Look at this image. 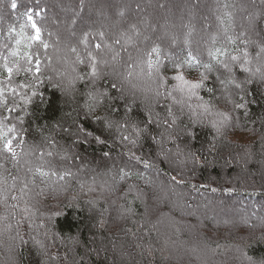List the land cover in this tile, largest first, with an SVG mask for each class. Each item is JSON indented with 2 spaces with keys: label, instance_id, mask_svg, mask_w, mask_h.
<instances>
[{
  "label": "trees",
  "instance_id": "16d2710c",
  "mask_svg": "<svg viewBox=\"0 0 264 264\" xmlns=\"http://www.w3.org/2000/svg\"><path fill=\"white\" fill-rule=\"evenodd\" d=\"M157 1L161 9L168 4L178 8L181 20L188 22L186 27L180 20L169 28V33L162 35L156 31V25L148 26L143 21L147 8L142 15L130 2V9L140 17L139 24L127 16L122 22L119 20L120 31L116 34L114 20L106 22L97 18L92 22V12L86 13L82 8L84 0H65L64 7L76 12L70 26L74 36L68 37L67 27L56 17L49 19L48 0H0V91L3 93L0 94V131L6 133L5 138L15 136L14 145L24 141L22 147H15L18 156L14 161L3 149L4 140H0V173L9 187L13 177L16 178L14 192L8 193L7 200L0 201L1 261L7 264H199L198 257L183 259L182 256L185 244L194 238L210 254L208 264H264V207H261L264 204V181H261L264 178V87L255 80L252 84L245 82L241 89L230 86L225 91L219 79H224L227 73L208 55L209 51L220 49L225 55L218 59L229 63L231 56H238L233 71L240 82L248 75L240 70L245 59L253 69L264 64V57L257 58L264 47V0H211L212 4L207 0H184L186 7L180 4L183 0ZM256 1L257 9H250L249 5ZM33 24L40 29V42L30 39L34 35ZM125 24L127 27H123ZM117 39L120 44L115 43ZM68 41L70 48L76 49L75 52L71 49L70 54L65 52L74 58L70 69L55 60L64 54ZM97 43L109 47L97 50ZM153 46L161 49L163 88L155 73L147 75L146 65L137 66L140 60L147 59L144 53ZM88 52L105 61L97 64L96 77L88 75L91 71ZM189 53L198 57L201 64L214 65L197 94L215 109L230 112V124L219 133L211 127V117L194 115L199 111L200 100L173 91L179 83L172 79L177 74L174 65L188 59ZM78 55L82 63L78 62ZM29 56L32 63L28 62ZM37 57L39 73L35 72ZM8 67L13 68L11 82L6 72ZM180 71L185 79L195 81L205 69L185 65ZM76 74L78 78L71 85L61 83L60 78ZM125 75L134 87H142L138 91L143 94L130 93L117 83L119 78L130 82L123 81ZM112 83L117 84L116 90L112 89ZM105 91L109 95L101 97V102L90 111L89 93ZM157 91H171L173 95L157 96ZM229 94L231 103L225 100ZM234 103H242L244 107L236 109ZM169 107L177 122L170 130L172 140L165 133L161 142L162 121L171 119L167 117ZM9 108L15 111L9 112ZM149 118L153 120L151 129L134 146L120 139L122 134L131 133L132 125L144 127ZM107 121L113 123L111 129L105 126ZM125 121L129 129L122 133L116 125ZM157 123L161 126L157 127ZM12 127L16 131L7 133V128ZM174 146L181 150L182 157L187 153V160L172 156ZM159 147L167 155L163 157ZM42 152L52 155H44L41 160ZM130 152L148 161L149 167L132 160L133 175L121 181L119 169L129 163ZM80 157L92 167L104 165L102 171H92L105 177L99 180L100 186L78 180L92 177L80 166L75 167ZM181 161L184 162L179 164ZM41 163L45 170L69 171L72 175L64 181L56 176L34 177L28 169L34 170ZM179 166L186 169L183 172L186 174L176 171ZM245 175L251 177L248 182L243 180ZM25 183L28 188L22 194L20 188ZM129 185L134 186L132 192L127 191ZM110 187L114 191H109ZM13 194L17 200L11 199ZM213 195L222 196L226 204L238 200L239 206L222 212L209 211L212 201L207 197ZM25 207L27 213L23 211ZM127 208L132 211L125 212ZM173 222L180 224L171 232L168 223ZM20 237L27 243H22ZM33 238L40 240L43 247L36 245ZM118 249L124 250L126 256L117 257L113 251Z\"/></svg>",
  "mask_w": 264,
  "mask_h": 264
},
{
  "label": "snow or ice",
  "instance_id": "6c2138e0",
  "mask_svg": "<svg viewBox=\"0 0 264 264\" xmlns=\"http://www.w3.org/2000/svg\"><path fill=\"white\" fill-rule=\"evenodd\" d=\"M12 7L15 8L16 4L15 2L12 3ZM32 28L34 30V35H32L30 37L31 40L33 41H37L40 42V29L33 24ZM101 38H103V33L100 34ZM123 35V34H122ZM129 40L131 39L130 37L128 38ZM82 43H86L85 41H82ZM116 44H120V40L117 39L115 41ZM44 47L47 48V44H44ZM108 45H102L100 43H97L95 45V48L97 50H102L103 48H108ZM73 52L76 51L75 48L72 49ZM160 52L161 49L158 46H153L151 48L150 51L144 53V55L147 57L146 60H140L139 63L137 64L138 67H140V65H146L147 68V75L152 76L153 73H155L157 75V77L160 79V87L163 88L164 87V78L162 76H160ZM153 55H155V59H153ZM208 55L211 57L212 61L216 62V65H219L220 68L223 69V71L225 73H227V76L224 79H219L220 84L223 86V88L225 89V91H227L229 89L230 86L235 87L236 89H241L243 87V84L246 82L248 84H252L255 80H259L261 83H264V64H261L260 66L253 68L248 67V65L250 64V61L248 59H245L243 61V63L240 64V70L244 73H247L248 75L245 78V81H237V78L235 76V73L233 71V66L235 65V63L239 60L238 56H231L230 57V61L231 63H229L227 60H220L218 59V56H224L225 53L222 52L220 49H216L215 52L213 51H209ZM247 53H245V57H247ZM261 57H264V47H261L260 51L257 53V58L260 59ZM131 59V57H129ZM32 57L29 56L28 57V62L32 63ZM87 59L89 61L90 67H91V71L88 73L89 76L92 77H96L97 76V64L98 63H105V61L103 59H98L96 55H94L92 52H88L87 55ZM116 59V55H113V60ZM77 60L78 62H83L80 60L79 55L77 56ZM40 63L39 58L37 57L35 59V64L37 65L35 68V72L39 73L40 69L38 67ZM185 65H187L189 68L195 66L198 67H203L205 69L204 72L200 73L199 79L195 80V81H189L187 79H185L184 75L182 74V72L180 71L181 69H183L185 67ZM129 67H131V65H129ZM174 68L177 70V74L175 76L172 77L173 80L178 81L179 83L177 85L174 86L173 91H179L181 93H185L187 94L188 98L191 99L192 97H196L197 100H200L201 103L197 105V108L199 109L198 112H194V115H196L198 118H204L207 119L209 117H211V127L214 128L218 133L221 131V129L227 127L230 122H231V114L230 112L226 111V110H217L214 108V106L210 105L207 102H204L202 97H200L197 94V90L200 89L203 84L204 81H206L209 77L207 75V73H210L214 70V65L211 62L208 63H203L201 64L200 60L198 57L193 56L191 53L188 54V59H186L184 62L182 63H176L174 65ZM141 72H144L145 69L143 67H141ZM16 71H20V68L17 67ZM25 71H27V69H25ZM6 72L9 74V82H11V75L13 73V68L12 67H8L6 68ZM129 76L132 75L131 72L128 73ZM79 79H83V77H79ZM22 87H24V85H22ZM112 89L116 90L117 89V84L116 83H112L111 85ZM13 93H15V89H12ZM0 94H3L2 91H0ZM35 93H33L34 95ZM109 95L108 92H98V93H89V100L91 101V103H89L88 108L90 111L94 110V107L96 104L100 103V98L101 97H107ZM157 96L160 95H164L166 97H171L173 95V92L171 91H166V92H156ZM226 102L231 103V99H230V94L229 96L225 97ZM234 107L236 109H242L244 107V105L242 103H234ZM189 108H191V105H189ZM9 112L15 111V108H9L8 109ZM149 117H151V113H149ZM167 117H170L171 119L165 118L162 121V125L164 128V132L161 133V142H163L164 140V135L165 133H167L168 139L171 141L172 140V134L171 131L174 126L176 125L177 119L176 116L173 113V110L171 107L167 108ZM5 119H7V117H5ZM153 124V120L151 118L147 119L145 126L141 127L139 125H132L131 126V133L130 134H122L120 139L123 142H126L130 145H135L137 143V141L148 131L151 129V126ZM105 126L109 129H111L113 127V123L111 121H107L105 122ZM161 124L157 123V127H160ZM116 127L118 129H120L123 132H127L129 129V123L128 121H125L123 123H119L116 125ZM7 133H14L16 131V129L14 127L12 128H7ZM189 135H191L192 133H188ZM6 133L4 131H0V140H4L3 143V149L9 153L11 155V158L15 161L17 160V152L15 151V147H22L24 144L23 140H20L19 144H15L14 145V141L16 140L15 136H10L8 138H5ZM98 142H100V137L96 138ZM153 139L155 140V136L153 137ZM177 153L178 154H183L181 152V150L177 149ZM27 154H31V153H27ZM44 155H48L51 156L52 153L48 152V153H41L40 159L43 160ZM108 153H105V156H107ZM191 154H189L190 156ZM129 163L126 164L123 167H120L119 169V178L121 181H124L128 178H130L133 175L132 172V168H131V161L135 160L138 163H143L145 167H149V163L148 161H144L142 160V158L140 156H137L134 152H130L129 153ZM187 159V157H186ZM184 161H181V163H183ZM29 172L33 173V176H39L41 178L44 177H49V176H56L58 178V180L60 181H64L67 177H70L72 175L71 172L69 171H64V172H57L55 170H53L52 168H48V170H45L44 164L41 163L40 165L36 166L35 169L33 170V168H29L28 169ZM15 177H13V183L12 185L9 187L7 184V180L6 178L2 175V173H0V201H5L7 200L8 197V193H12L15 190ZM172 179L175 181L176 177H172ZM34 182V180H33ZM81 187H83V185H81ZM28 188L27 183H25L23 185V187L20 188V192L22 194H26V189ZM113 190L112 187L109 188V191ZM134 190V186L133 185H129L127 191L128 192H132ZM23 196L19 197V199H22ZM11 199L12 200H17L18 197L17 195L13 194L11 195ZM13 208L16 207V205H12ZM23 211L25 213L28 212L27 207H25L23 209ZM125 212H131L132 209L131 208H127L124 209ZM123 214V213H122ZM9 228H11V225H8ZM29 227H31V225H29ZM21 242L22 243H27V241L23 240V237H20ZM33 241L36 245L43 247V244L40 240H37L35 238H33ZM250 259V258H249Z\"/></svg>",
  "mask_w": 264,
  "mask_h": 264
},
{
  "label": "rangeland",
  "instance_id": "374dc122",
  "mask_svg": "<svg viewBox=\"0 0 264 264\" xmlns=\"http://www.w3.org/2000/svg\"><path fill=\"white\" fill-rule=\"evenodd\" d=\"M48 1L50 2V4H49L50 7H48L49 19H53L56 17V19L59 20V23L61 25H64L65 27H67V29L65 28L66 32H67V36L68 37H71L72 35L74 36V33L72 32V27H70V26H71V23L74 22V17H76V14H75L76 12H71L70 10L68 11L67 7H64V5H66V2H64L65 0H48ZM84 1L85 2L82 5L83 6L82 8L86 11V13L92 12V16H93V17H91L92 22L96 21L97 18L104 19V20H106V22H108L110 20H114L115 24L113 27L114 28L113 33L115 32L116 34L120 31L119 26H121V23L118 25L119 20L122 22V20H124L127 16H131L132 20L131 19L130 20L133 21V23L135 21H137V23H138V19L140 17H137V15L135 14L133 9H130V2L132 3L133 7L136 6V9H137L136 11H138V9H139L140 12H142V15H143V12H146V8H147V12H146L147 16H144L145 18H143V21L147 22L148 26L156 25V28H155L156 31L161 33L162 35H166L167 33H169V28L173 27L174 25H176L178 23V21L181 20L178 8L171 7L168 4V5H164V8L161 9V8H159V3L157 0H104L103 2H106V3H102V4H100L99 2L96 3V1H94V0H84ZM183 2H184V0L181 1L180 4L183 7H186V5L183 4ZM207 3L212 4L211 0H207ZM198 4H200V6H201L200 2ZM255 5L259 6L258 1L254 2V4L251 3L249 5L250 9H252V10L257 9V7ZM201 8H202V6H201ZM185 9H184V11H185ZM124 15H126V16H124ZM95 16H96V18H95ZM181 21L184 22L185 27H186L188 22L185 21L184 18ZM183 22H182V24H183ZM167 26H168V28H167ZM68 27H69V31H68ZM123 27H127V24H125ZM185 27H184V31H185ZM174 33L175 32H173L172 34H174ZM68 40H70V38ZM70 44H71L70 41H68V44H67L68 46H66V48L63 50L64 54L55 59L56 62H59V63L65 65L69 69L73 66L72 60L74 61L73 57H70V55H68V54L66 55V53H65V52H67L70 54L72 52V51L70 52V50L72 49V48H70ZM76 76L78 78L77 74L74 76L70 75L68 78L67 77L60 78L61 83H63V85H65V86H69V85H71V83L74 80H76ZM118 77H120V76H118ZM125 80H129L130 82L125 81ZM123 81H125V82H122V80L120 78L117 79V83L120 86L122 85L121 87L126 88V90L128 92L135 91L137 93L139 92L138 94H140V95L143 94L142 91H138V89H141L142 87H140V88H138V86L134 87L133 86L134 84L131 83L132 80L126 78V75L124 76ZM262 84L264 87V83H262ZM130 93H132V92H130ZM87 138L88 137H86V139ZM159 148L161 150L159 153H161V152L164 153L163 157L165 155H167V153H165V151L162 150V147H159ZM176 149H177V147H175V146H174V148H172V150H171V152L173 153L172 156H175L176 159L180 158V159L187 160L186 159V157H188L187 153H185L186 154L185 157H182L181 154L177 153ZM80 159L81 160L78 161V163L76 164L75 167L78 168V166H80L81 170L87 171L86 175H89L92 177L85 176L82 178H78V180L79 181L85 180L86 182L92 181V182H95L98 186H100V181L104 180L105 177H100L99 175H95L92 173V171H95V172L102 171L103 169H100V168H102L104 165H100L99 167L98 166L92 167V166H90L92 164H89V163L86 164V161H85L86 159H84L83 157H80ZM262 162H263V160H262ZM179 164H182V163L180 162ZM84 166H86V167H84ZM179 168L180 169L179 170L176 169V171H181V173L186 172V169L181 168L180 166H179ZM83 173H84V171H83ZM183 174H186V173H183ZM249 178H251L249 175H245L243 180L248 182ZM261 181H264V178ZM113 191H114V189H113ZM102 193H105V192H102ZM107 194H109V193H107ZM207 198H209L212 201V205H211V203H209V205H210V208H208L209 211L211 209H214L216 211L218 210L219 212H222V209H225L228 207L230 209H235V208H237V206H239L238 200H232V202L228 201V204L223 203L224 198L222 196H219V195H213V197H207ZM242 199H244V198H242ZM197 200L200 201V199H197ZM207 202H208V199H207ZM179 204L182 205L181 203H179ZM261 207H264V204ZM192 212L194 213V211H192ZM169 217H172V216H169ZM174 222L168 223V225L171 226V228H172L171 232H174L176 230V227H178L177 225L180 224V222H176V223H174ZM192 239L194 241L187 242L185 244L184 249L182 250L183 259H187V258L191 259L193 256H195V257H198L197 261L199 264H208L209 260H210V254L207 252V250H204L200 246L199 241H198V243H196L195 242L196 239H194V238H192ZM127 246H130V244H128ZM112 250H113V248H112ZM98 251L100 253V250H98ZM123 251L121 249H118V250H114L113 252L117 255V257L121 258V257L126 256L125 254L123 255ZM125 261L128 262L129 260L125 257ZM0 264H7L6 261H1V255H0Z\"/></svg>",
  "mask_w": 264,
  "mask_h": 264
}]
</instances>
